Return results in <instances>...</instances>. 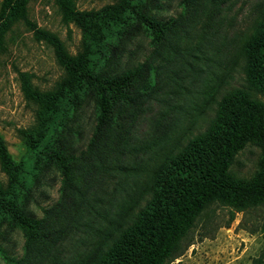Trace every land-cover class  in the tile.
Listing matches in <instances>:
<instances>
[{"label": "rangeland", "instance_id": "rangeland-1", "mask_svg": "<svg viewBox=\"0 0 264 264\" xmlns=\"http://www.w3.org/2000/svg\"><path fill=\"white\" fill-rule=\"evenodd\" d=\"M68 9L80 16L105 15L121 24L96 45L74 18L65 20ZM263 10L264 0H28L26 20L6 33L0 53V136L12 160L21 164L22 181L15 193L26 210L43 219L48 236L39 251H27L22 264H73L86 254L97 239V228L106 225L88 207L111 214L117 199L139 189L162 153L202 130L204 115L211 117L215 107L210 87L228 82L219 93L218 88L212 92L217 101L223 91L241 83L240 74L231 69ZM141 11L170 24L162 42L156 43L140 25L135 14ZM41 33L55 40L47 41ZM56 42L70 59H91L97 71L112 76L141 65L135 93L151 96L136 104V112L133 106L126 114L116 113L99 137L95 94L74 118L68 112L64 118L57 114L45 119L43 104L59 107L70 82ZM258 97L264 102V96ZM69 119L75 131L63 146L75 155L84 153L77 190L65 185L62 172L44 151L54 146ZM259 157L257 147L247 146L232 170L250 177ZM114 165L128 170H114ZM0 183L11 189L1 166ZM228 216V209L218 208L206 226L199 222L193 243L171 264H252L264 249V205L235 213L229 224ZM1 228L9 230L6 241L14 255L22 256L23 233L8 223ZM0 264L7 263L0 258Z\"/></svg>", "mask_w": 264, "mask_h": 264}, {"label": "trees", "instance_id": "trees-1", "mask_svg": "<svg viewBox=\"0 0 264 264\" xmlns=\"http://www.w3.org/2000/svg\"><path fill=\"white\" fill-rule=\"evenodd\" d=\"M27 2L3 0L0 8V53L5 51L6 33L14 23L26 20ZM65 16L66 21L74 18L80 23L85 35L96 45L103 37L113 36L121 24L105 15L95 18L89 14L80 16L73 9H68ZM135 16L140 25L150 31L156 43L163 41L170 28L169 23L161 18L152 19L142 11ZM41 34L47 41L55 40L51 35ZM55 44L63 55L61 63L70 82L62 90L59 107L53 103L43 104L45 119L54 118L57 114L64 118L68 112L74 118L84 108L87 99L95 94L99 137L102 130L109 129L116 113L120 116L124 111L126 114L133 106L136 112V104L151 96L135 93L141 65H131L112 76L102 69L97 71L96 63L91 59H70L61 46L57 42ZM100 50H96L97 55ZM231 71L240 74L241 83L223 91L217 101L212 92L218 88L215 93H219L228 82L224 79L210 87L213 88L210 101L215 107L211 117L204 115L206 125L202 130L198 129L187 141L162 153L159 161L146 172L140 186L138 184L139 189L130 190L117 199L111 214H99L97 209L88 207V211L99 215L106 225L100 230L97 228V239L94 243L91 241L86 254L73 264H171L193 243L197 224L201 222L206 226L215 209H228L226 223L229 224L235 213L264 205V102L258 97L264 96V10L253 30L243 39ZM226 78L235 79L230 74ZM71 119L62 126V135L54 146L48 150L44 148V151L62 172L65 185L77 190V182L83 177L79 168L84 153L75 155L74 149L63 146L68 134L75 131L69 126ZM247 146L257 147L260 157L257 170L246 178L236 175L232 167ZM0 166L8 175L11 186V189H5L0 183V258L7 264H22L26 261L27 251H39L44 242L48 243V236L43 219L26 210L15 193L23 172L21 164L12 160L1 136ZM112 169L128 170L123 165H114ZM75 174L81 175L80 178L74 177ZM7 223L18 227L26 239L24 253L20 257L14 255L6 241L9 230L1 228ZM262 230L264 232V225ZM252 264H264V249Z\"/></svg>", "mask_w": 264, "mask_h": 264}]
</instances>
